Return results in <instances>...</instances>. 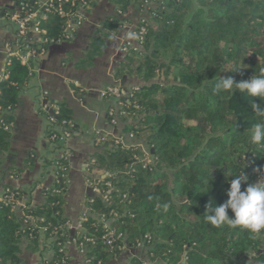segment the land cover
<instances>
[{
    "label": "trees",
    "instance_id": "trees-1",
    "mask_svg": "<svg viewBox=\"0 0 264 264\" xmlns=\"http://www.w3.org/2000/svg\"><path fill=\"white\" fill-rule=\"evenodd\" d=\"M86 1L89 13L96 0ZM113 4L115 15L103 24L112 33L127 23L132 9H146L147 21L135 30L142 38L141 49L126 50L114 78L135 77L144 83L130 93L121 118L140 117L138 128L126 131L144 139L153 162L143 167L134 159L136 147L122 148L106 136L88 167L103 196L86 201L89 215L76 232L69 231L65 217L63 180L45 191L43 204L26 209L21 219L12 211L19 195L10 191L12 205H4V196L0 200V264L18 263L23 239L33 251L43 239L51 258L41 264L69 263L65 245L78 243H83L84 264H104L145 236L151 238L144 243L150 259L167 264H239L249 252V264H264L261 235L253 237L239 227H213L204 218L208 204L219 206L227 200L230 182L240 172L248 177L242 191L264 174V147L250 143L252 126L258 122L250 98L235 89L213 92L218 77L231 76L239 83L262 74L264 0H162L156 8H145L140 0ZM65 25L66 19L51 12L42 28L56 43L66 35ZM104 47L101 36L91 39L77 65L89 67ZM234 67L241 69L230 72ZM5 72L0 83V166L8 150L12 111L30 77L14 57ZM254 102L264 107V102ZM59 107V120L69 119L70 112ZM101 218L125 238L106 245ZM130 264L141 263L132 259Z\"/></svg>",
    "mask_w": 264,
    "mask_h": 264
},
{
    "label": "crops",
    "instance_id": "crops-1",
    "mask_svg": "<svg viewBox=\"0 0 264 264\" xmlns=\"http://www.w3.org/2000/svg\"><path fill=\"white\" fill-rule=\"evenodd\" d=\"M31 1L41 4L47 0ZM113 1L96 0L79 28L66 31V38L49 45L29 62L31 74L20 90L17 105L12 111L8 150L0 166V200L6 190L19 195L12 208L18 219L24 217L26 209L41 206L44 202L43 193L50 190L57 181L56 155H53L47 141L46 121L38 108L41 92H47L56 105H63L70 112L75 126L68 142L71 158L65 174L67 190L64 194L65 217L69 220L71 232L79 231L82 218L89 215L85 203L90 192L85 179L90 175V158L98 152L96 133L117 138L128 134L127 127L138 128L140 117L127 120L120 118L115 126L109 124L107 114L113 101L104 96L103 92L110 86H117L127 99L133 90L144 85L135 77L116 80L114 71L125 60V47L137 51L141 49L134 32L148 18L146 9H132L125 18L127 23L112 33L103 24L115 15ZM157 5L151 4L149 7L156 8ZM13 8L12 0H0V83L6 79L4 76L10 54L17 49L15 26L9 21ZM98 36L102 37L105 44L103 53L95 57L89 67L78 66L91 39ZM125 143L136 147L141 159L152 154L144 139L126 138ZM260 239L264 245V234ZM43 247L41 237L37 251L30 249L29 241L23 239L17 264H41L42 259L49 260L51 251ZM67 255L69 264H84L76 246H68ZM251 256L253 252H249L239 264H249ZM132 259L141 264H167L161 259L151 260L148 249L144 246L128 245L116 258L104 264H130Z\"/></svg>",
    "mask_w": 264,
    "mask_h": 264
},
{
    "label": "built area",
    "instance_id": "built-area-1",
    "mask_svg": "<svg viewBox=\"0 0 264 264\" xmlns=\"http://www.w3.org/2000/svg\"><path fill=\"white\" fill-rule=\"evenodd\" d=\"M13 1V12L9 14V21L15 26V41L16 51L10 54L11 57L16 58L22 65L26 66L31 72L29 65L30 60L33 56L38 55L40 51H43L47 45L54 44L53 40L46 38V30L42 28V25L47 22L48 14L55 13L59 17L66 19L65 33L72 28H79L86 16V8L88 3L86 0H78L76 4L75 0H47L41 4L33 3L31 6L24 0H12ZM159 0H140L143 7H149L151 4H159ZM63 5H69V9L65 11ZM119 15V13H117ZM141 33L144 32L143 28L139 29ZM134 37L141 45V35L134 32ZM66 38V35L63 36ZM62 38V39H63ZM130 49L124 48V51ZM10 57V58H11ZM31 74V73H30ZM6 78V76H4ZM103 95L112 99L113 106L109 109L107 118L111 126H115L118 120L122 117V108L127 99H125L121 93V90L117 86H110L103 92ZM39 111L43 114L46 121V138L53 151V155H56L55 166L57 169V181L63 180V183L67 184L66 181V170L67 164L71 158V152L68 147V142L73 136L75 126L71 118L60 119V107L53 103L47 92H41L39 94ZM96 143L100 145L104 140L105 136L96 133ZM133 139V134L128 133L125 137L114 138L115 144L120 145L122 148H129L125 143V139ZM136 161H140L145 167L148 163L153 162L151 156L141 159L138 155L134 157ZM56 181V182H57ZM85 185L90 192L87 200L92 202V198L95 196H103V192L98 185L97 178L93 175H88L85 179ZM106 187H110L109 183H105ZM4 205H12L15 197L14 194L9 190L4 193ZM86 200V201H87ZM29 219V225H32L33 220ZM103 224V236L101 239L106 245H112L114 242L120 239H124L125 235L118 233L114 228L110 227V221L104 219H98ZM90 239H86L85 242H90ZM151 238L145 236L143 241L138 243L136 246H144V243H150ZM76 246L80 255L83 257V243L71 244ZM70 245H65L67 249ZM59 264H69L66 261H61Z\"/></svg>",
    "mask_w": 264,
    "mask_h": 264
},
{
    "label": "clouds",
    "instance_id": "clouds-1",
    "mask_svg": "<svg viewBox=\"0 0 264 264\" xmlns=\"http://www.w3.org/2000/svg\"><path fill=\"white\" fill-rule=\"evenodd\" d=\"M239 69L241 68L234 67L230 72ZM234 89L250 98L249 106L258 121L252 126L250 143L264 147V107L254 102L255 100L264 102V70L262 74L253 75L239 83H236L231 76L218 77L213 92L230 93ZM247 182L248 177L243 172L236 175L231 180L226 193L227 200L219 206L207 205L204 213L206 222L217 228L227 226L230 229H236L239 227L253 237L264 234V174L257 183L248 184L242 191V184H247Z\"/></svg>",
    "mask_w": 264,
    "mask_h": 264
}]
</instances>
